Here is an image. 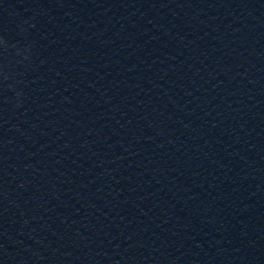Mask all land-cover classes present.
I'll return each instance as SVG.
<instances>
[{"label": "water", "instance_id": "1", "mask_svg": "<svg viewBox=\"0 0 264 264\" xmlns=\"http://www.w3.org/2000/svg\"><path fill=\"white\" fill-rule=\"evenodd\" d=\"M167 156L264 249V0H37Z\"/></svg>", "mask_w": 264, "mask_h": 264}]
</instances>
